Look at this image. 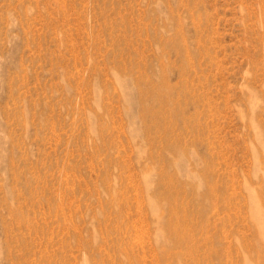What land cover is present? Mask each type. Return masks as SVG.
Instances as JSON below:
<instances>
[{
	"label": "rangeland",
	"instance_id": "1",
	"mask_svg": "<svg viewBox=\"0 0 264 264\" xmlns=\"http://www.w3.org/2000/svg\"><path fill=\"white\" fill-rule=\"evenodd\" d=\"M0 264H264V0H0Z\"/></svg>",
	"mask_w": 264,
	"mask_h": 264
}]
</instances>
